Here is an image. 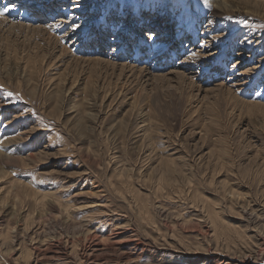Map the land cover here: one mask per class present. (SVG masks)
Segmentation results:
<instances>
[{"label":"rangeland","instance_id":"1","mask_svg":"<svg viewBox=\"0 0 264 264\" xmlns=\"http://www.w3.org/2000/svg\"><path fill=\"white\" fill-rule=\"evenodd\" d=\"M0 11V264H264V0Z\"/></svg>","mask_w":264,"mask_h":264},{"label":"snow or ice","instance_id":"2","mask_svg":"<svg viewBox=\"0 0 264 264\" xmlns=\"http://www.w3.org/2000/svg\"><path fill=\"white\" fill-rule=\"evenodd\" d=\"M7 10H11V9H7ZM5 15V11H0V16H4ZM74 30L75 29H78L79 27H80V25L79 24H72V25H70ZM195 55V54H194ZM9 95H11V93L9 94Z\"/></svg>","mask_w":264,"mask_h":264},{"label":"bare ground","instance_id":"3","mask_svg":"<svg viewBox=\"0 0 264 264\" xmlns=\"http://www.w3.org/2000/svg\"><path fill=\"white\" fill-rule=\"evenodd\" d=\"M62 212V211H61ZM50 216V215H49ZM93 246V245H92ZM86 249V248H85ZM89 249V248H88ZM65 251V250H64ZM88 251V250H87ZM43 252V251H42ZM83 252V251H82ZM93 252V251H92ZM85 253V252H84ZM83 253V254H84ZM94 253V252H93ZM44 255V254H43ZM91 255V254H90ZM86 256V255H85ZM89 256V255H88ZM92 256V255H91ZM92 258V257H91ZM231 258V257H230ZM91 260V259H90ZM123 260V259H122Z\"/></svg>","mask_w":264,"mask_h":264}]
</instances>
